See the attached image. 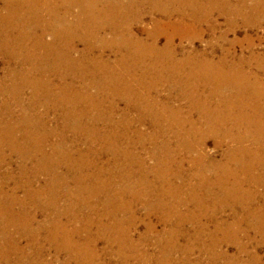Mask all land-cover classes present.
<instances>
[{
	"label": "bare ground",
	"instance_id": "6f19581e",
	"mask_svg": "<svg viewBox=\"0 0 264 264\" xmlns=\"http://www.w3.org/2000/svg\"><path fill=\"white\" fill-rule=\"evenodd\" d=\"M214 13L256 26L264 0H0V261L78 264L100 240L122 262L128 250L132 264H192L179 236L200 254L236 246L204 264L259 260L248 246L264 245V53L195 49Z\"/></svg>",
	"mask_w": 264,
	"mask_h": 264
},
{
	"label": "rangeland",
	"instance_id": "374dc122",
	"mask_svg": "<svg viewBox=\"0 0 264 264\" xmlns=\"http://www.w3.org/2000/svg\"><path fill=\"white\" fill-rule=\"evenodd\" d=\"M213 17L215 18V29L216 31L212 34L209 33H204L203 39L200 40H194L193 42V46L195 49L198 50H202L206 49L209 51V47L207 46V44H211L213 49L215 50L214 53V58L217 59V55H219L220 52V46H223V49L228 50V52H230V54H236V55H243L244 57L249 55V52L254 51L255 53L262 54L264 53V21H262L261 23L257 24L256 26H249L246 24H243L241 21H237V24L233 25V26H229V24L226 22V19L222 16L217 15L216 13H214ZM149 18L146 17L144 23L141 24V26H146L147 28H150L151 25L149 24ZM222 33L225 34L227 40L225 41H220L217 39L219 35H221ZM233 35V36H232ZM46 40H49L50 38L48 36H45ZM159 39V43H161V45L163 44V42H165L164 37H160ZM216 39V40H215ZM233 39L238 40V42L236 43V45H230V43L232 42ZM175 43L179 42L178 37H174ZM231 41V42H229ZM182 46L188 50L189 46L186 42H184V40H182ZM242 44V45H241ZM240 45V46H239ZM233 46V47H231ZM82 46L78 45V49H81ZM3 62L0 59V74H1V70L3 67ZM176 105V104H175ZM183 105V104H182ZM18 111L16 109L13 108V113H17ZM206 149H207V153L210 156H215L218 153H220V150L217 149L215 147L214 141L213 140H208V142L206 143ZM141 156L145 159V165L149 166L151 161L149 159V155L146 153H141ZM8 168V167H7ZM7 168L3 167L2 171L8 170ZM21 193H19L20 195ZM64 202L62 200V204L63 205ZM138 208V207H136ZM135 209V208H134ZM137 213L140 214L142 213L141 209H137L136 210ZM229 214L228 211L219 214V218L222 219V217H227ZM42 218L39 217V220H41ZM64 221V219H62ZM157 229L160 230V226H157ZM144 228L143 225L139 224L137 228L133 229V231H130V237L132 240L136 241L139 239V236L144 233ZM212 231V228H210V224L208 227V233H210ZM250 232L248 233L250 236L254 237V232L251 230H249ZM39 235V240H41L40 244L42 246V248L47 249L46 250V257L49 259L53 258V250L51 248H48V244H46L42 239L45 237V234L42 233H38ZM193 233V230L191 228H189V232L187 233L188 235H191ZM253 233V234H252ZM237 235H242L240 232H237ZM251 237V238H252ZM257 238V236H256ZM203 242L208 243L207 240V235H204V237L202 238ZM239 241L242 239L243 243L247 242L246 239H244L243 237L238 236ZM43 241V242H42ZM25 243V241L23 239L20 240V244L21 246H23ZM177 244L178 246L184 248L189 246V250L188 253L186 254L187 258L189 259L190 262H193L192 264L197 263L198 261H202L201 264H204L206 262V256L210 255V253H225L226 255H228L229 259L232 260V256L234 254H236L237 250H236V246L234 244L231 243H220L218 246L215 245L213 247V251L212 248H210L209 250V254H200L199 248L198 246H192L191 243L188 242V236L187 237H181L179 236L177 238ZM153 245V244H152ZM151 243L147 244V245H143V246H139L138 250L139 253H142L144 251H147L148 253H153V248ZM208 245V244H207ZM26 248L30 249L31 247L29 246H25ZM96 251L98 252V259L97 258H92L90 257V250L87 249L84 252L79 253L81 256H77L76 258L78 259V264H132L133 262V258H131V255L129 253L128 250H124L123 251V257H125V262H122L121 254L119 256V254L117 252H115V248L111 247L112 252L110 253L108 251V249L110 250V247L107 249L106 244H103L102 241L98 240L96 241ZM209 248V247H207ZM51 249V250H50ZM73 253L75 252L74 250H72ZM72 251L66 250V252L62 251L61 253H59V258L57 257L55 259L56 262H60L61 260H63L66 257H69V254H72ZM248 251L249 253L254 252L257 257L259 258V260H257L256 262H254V264H264V245L263 244H256L254 249L250 246H248ZM88 252V254H87ZM134 252V251H133ZM69 253V254H68ZM110 253V254H109ZM113 253V254H112ZM76 254V253H75ZM180 254V253H179ZM179 254H174L173 256L176 257H180ZM73 255V254H72ZM75 256V255H74ZM184 255H181V257H183ZM130 257V258H129ZM81 258V260H80ZM174 258V257H173ZM196 260V261H195ZM198 260V261H197ZM230 260L225 259V260H220L215 262L214 264H230ZM227 261V262H226ZM244 262L245 264L246 262V258L244 256H242L240 259H236L234 260L231 264H236L237 262ZM0 264H4L3 261H0ZM71 264H75V262L73 261ZM240 264V263H239Z\"/></svg>",
	"mask_w": 264,
	"mask_h": 264
}]
</instances>
